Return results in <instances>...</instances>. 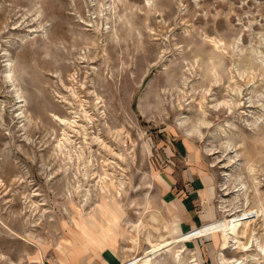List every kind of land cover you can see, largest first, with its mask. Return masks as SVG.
<instances>
[{
	"label": "rangeland",
	"instance_id": "rangeland-1",
	"mask_svg": "<svg viewBox=\"0 0 264 264\" xmlns=\"http://www.w3.org/2000/svg\"><path fill=\"white\" fill-rule=\"evenodd\" d=\"M63 130L73 154L84 147L80 169L59 150ZM105 173L120 194L100 188ZM182 174L205 181L206 219L254 209L246 262L264 264V0H0V264H100L104 248L131 264L145 229L177 234ZM102 195L120 232L99 249L87 234ZM213 237L207 262L192 237L174 243L186 241L182 264H220Z\"/></svg>",
	"mask_w": 264,
	"mask_h": 264
},
{
	"label": "bare ground",
	"instance_id": "bare-ground-1",
	"mask_svg": "<svg viewBox=\"0 0 264 264\" xmlns=\"http://www.w3.org/2000/svg\"><path fill=\"white\" fill-rule=\"evenodd\" d=\"M216 46H217V44H216ZM18 94L19 93H17V95ZM18 96H20V95H18ZM85 114H86V112H85ZM60 121H62L63 124H65L66 126H70V127L74 126L73 124L76 123L75 119L71 120V119H67V118H60ZM185 128H186L185 132H187L186 135L191 136L192 135V132H191L192 128L191 127L190 128L185 127ZM66 130H63V137H61L58 141L59 150L65 154V158H67V160L69 162L76 164L77 169H80L79 165L82 163V166H84L83 163L85 164V161L83 160L84 156L82 154V151H83L82 149L84 147L81 148L80 151L77 150V152L75 154H73L72 148H74L75 146L72 148L67 146V144L72 143V139H71L70 133H68L67 132L68 130L67 131ZM73 130H74V128H73ZM198 133H200V132H198ZM78 148H80V147L78 146ZM71 163H69V164H71ZM84 173H86V172H84ZM105 174L106 175L103 174L104 176H101V175L99 176L98 181L100 184V188H102V189L112 188L116 193L120 194L121 188H122L121 186L123 183L121 181V179L119 181V179L116 180V178L114 179L113 177H110L107 173H105ZM105 176L106 177L109 176L108 177L109 179L107 180ZM86 190H87L86 192L88 193L89 188H86ZM86 192L83 194V196L87 195ZM101 199L107 203L108 210L105 208L104 209L106 211L110 212L113 219H110L107 217V215L105 213L106 211L101 208L102 205L99 202L97 204L99 216L91 215L92 220L94 222H96V224L99 227V230L95 231L94 229H92L85 220L88 227L91 228L93 235L87 234L86 231H84L87 234V236L91 239L92 246L94 248H99V249L104 247V242H103L102 238H104V239L107 238L108 234L113 232V231L116 232L117 234H119L118 232H120L118 230L117 225H116V221H120L118 202H116V199H114L112 202H110L107 200V198L104 195H102ZM260 210L261 209H258V212H260ZM253 212H254V209H248V210L245 209V210L238 212V213L229 214L228 215V216H230L229 218L225 217V216H222L219 218H214V219H212L206 223H203L200 226L192 227L189 230H187L186 232H183L181 234H174L171 230L172 226L170 223L168 224L166 222H161L160 227H157V226L155 227L156 231L158 232L157 236L152 234L150 229H148V230L145 229L147 232L144 234L143 240L146 242L147 246L145 248L143 247L144 249H142V252L140 253V257L135 258L131 264H159V262H160V264H164L163 260H160V258L162 256V259H165L163 257H165V254L168 251L172 252V262L170 264H182L183 263V257H184L182 253L186 249L180 248V247L176 248V246H174V243L178 242L179 239H182V238H190V237L194 238V237H197L199 235H205V236H207V235L216 236L217 235L218 237H220L219 238L220 240H218V241H220V243H219L220 247H219V250L217 253L218 261L220 264H242V263L249 264L246 262V260H247V258L250 257L251 254L248 253L247 250H248L249 246L251 245V243L255 237L254 236V230L255 229L252 227V225L250 226L251 218L253 216H255V214ZM102 219H105V221H106L105 225L102 223ZM151 220L159 223V220H161V219H159V216L156 213H153V214H151ZM140 225H141L140 223H138V224L132 223L131 226H133L135 229L140 231V229H142V227ZM149 227H152V226H149ZM229 233L230 234L231 233L232 234H241L245 238L241 239L239 236H235L234 240L232 241L229 239V236H228ZM140 238L141 237H139V236L134 237L132 243L133 244L137 243V246H139V244L141 243ZM259 247L261 248V251H263V258H264V244L263 243L260 244ZM226 248H229V249L234 248L236 250L242 251L243 253H241L239 256H236V257H234V256L226 257L224 255V250ZM194 260L195 259L192 258L189 261H191L190 262L191 264H197Z\"/></svg>",
	"mask_w": 264,
	"mask_h": 264
},
{
	"label": "crops",
	"instance_id": "crops-1",
	"mask_svg": "<svg viewBox=\"0 0 264 264\" xmlns=\"http://www.w3.org/2000/svg\"><path fill=\"white\" fill-rule=\"evenodd\" d=\"M181 182V184L176 188V190L178 191L174 195L172 192V195H170L169 197V199H172L175 203L174 212L177 213V216L180 219V226L178 225L177 234H181L194 226H198L210 221V218L206 219L204 218L205 216L202 215L205 212V209L202 206L198 205L199 202H201L200 195L202 194L204 188H206V183L203 178L200 176H195L194 178L190 179L186 175L182 174ZM204 237L211 239L212 245H217L214 237L210 235L192 238L187 241V246L191 247L190 255H193L196 259H201V262H207L209 259H211V255L213 254L214 250L208 249V246H200V244L204 242ZM185 242L186 241L184 240L181 241V243H179V247L184 248ZM185 249L187 250L188 247H185ZM108 250H106V248L101 250L100 264H105L106 262H108L109 264H119L118 258L115 256V253L113 251H110V249L109 251L112 255H109ZM203 257H205V260L202 259ZM216 258L218 261L217 255ZM125 259H127V257ZM198 264H200V262Z\"/></svg>",
	"mask_w": 264,
	"mask_h": 264
}]
</instances>
